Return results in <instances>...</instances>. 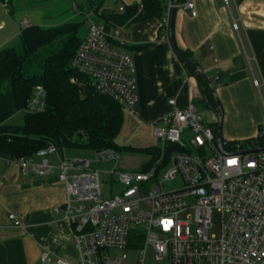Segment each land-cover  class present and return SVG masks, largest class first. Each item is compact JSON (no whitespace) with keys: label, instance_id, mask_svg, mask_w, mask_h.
<instances>
[{"label":"built area","instance_id":"obj_1","mask_svg":"<svg viewBox=\"0 0 264 264\" xmlns=\"http://www.w3.org/2000/svg\"><path fill=\"white\" fill-rule=\"evenodd\" d=\"M0 4L8 8L7 3ZM172 7L171 0L169 9ZM185 8L197 15L193 1ZM102 14L85 12L89 31L72 68L76 76L91 81L97 93L137 115L134 59L113 44L115 40L125 45L124 28L110 33L98 20ZM23 26L30 24L26 21ZM71 81L76 83L75 78ZM260 97L264 112L262 92ZM45 100L46 91L38 86L26 111L43 112ZM169 104L171 110L152 123L160 155L147 169L125 171L116 166L102 171L97 164L118 163L120 152L92 151V160L68 156L66 149L61 151L52 143L32 157L9 160L26 175L46 177L60 171L66 202L55 213L63 214L73 227L75 254L52 258L46 251L42 264H127V254L111 259L112 250H134L138 252L136 264H147L149 247L164 264H264V150L247 152L257 148L249 140H239L233 147L223 140L221 148L214 123L205 121L195 102L186 108H180L175 99ZM189 133L191 137H187ZM53 155L58 158L57 166L49 160ZM103 173L117 176L123 190L105 198ZM167 183L179 187L169 190ZM215 215L220 217L218 225ZM9 218L23 227L14 214ZM216 226L220 234H210ZM140 234L143 243L132 247L131 237Z\"/></svg>","mask_w":264,"mask_h":264},{"label":"crops","instance_id":"obj_2","mask_svg":"<svg viewBox=\"0 0 264 264\" xmlns=\"http://www.w3.org/2000/svg\"><path fill=\"white\" fill-rule=\"evenodd\" d=\"M188 1L194 2L196 16L185 8ZM0 3L8 4V8L0 4L1 51L20 39L21 26L29 21L13 17L15 25L11 26L10 2ZM132 5H141V0H106L102 8L106 14L123 13L122 8ZM166 22L150 19L118 25L112 20L107 28L110 33L124 28L125 45L115 40L113 44L127 51L136 67L137 115L124 111L120 133L132 147L158 148L152 123L171 110L170 100L175 99L180 108H186L202 98L197 77L187 71L172 48ZM9 28L10 36L6 33ZM173 36L177 48L190 52L215 86L223 112L224 106L227 109L226 131L240 130L243 138L253 135L264 113L253 80L258 79L264 90V0H185L175 12ZM0 88L6 92L0 100V125H20L12 122L20 114L11 81L0 80ZM209 112L210 115L205 114L208 122H217V114L211 109ZM83 154L86 152L74 156L67 150L71 157ZM10 159L0 154V264H42L46 251L51 252L52 258L74 257L73 227L63 214L55 213L66 202L59 169L46 177L26 175L18 165L11 166ZM49 160L58 165L57 156H50ZM122 168L131 170V165ZM10 214L23 227L14 225Z\"/></svg>","mask_w":264,"mask_h":264},{"label":"trees","instance_id":"obj_3","mask_svg":"<svg viewBox=\"0 0 264 264\" xmlns=\"http://www.w3.org/2000/svg\"><path fill=\"white\" fill-rule=\"evenodd\" d=\"M105 1L101 0L100 6ZM170 1L141 0V5L125 7L123 13H103L101 18L107 28L111 26L112 20L118 25L150 19H159L165 23L170 12ZM184 1L178 0V4ZM94 4L95 1L92 6ZM176 10L177 8L175 12ZM80 25L77 22H62L47 28L32 25L22 29L17 46L0 51V80L11 81L17 110H25L38 86L46 91V108L43 112L30 113L25 110L23 124L0 125L1 155L14 160L32 157L50 143L55 144L61 151L114 149L120 152L117 139L124 125L123 108L112 98L97 93L94 88L71 82V77L76 75L72 62L84 40L77 34ZM180 52L194 61L190 52ZM181 62L184 63L182 60ZM185 67L198 79L202 102L208 109L223 116V107H217L210 85L196 71L187 65ZM213 128L217 131L216 122ZM247 140L253 146L264 147V138ZM124 150L133 152L139 149L125 147ZM143 152L151 156V161L143 167L147 169L159 157L160 151L158 148H146ZM142 243L141 234L138 238L130 239V245L134 248H139Z\"/></svg>","mask_w":264,"mask_h":264},{"label":"rangeland","instance_id":"obj_4","mask_svg":"<svg viewBox=\"0 0 264 264\" xmlns=\"http://www.w3.org/2000/svg\"><path fill=\"white\" fill-rule=\"evenodd\" d=\"M93 1L96 2L94 6H92ZM99 2H101V0H11L10 6L12 8H11V13L9 14V17L11 19L10 24H12L11 26L15 25L13 21V17H15L17 20L20 19V21L28 20L33 25H39L45 28L59 25L62 22H77L81 24L77 32L78 37L85 39L89 31V26L85 18V12L90 11L94 13H99V12L105 13V10L102 8V6H100ZM32 24H30V26H32ZM10 28L8 31H6L8 36L11 35ZM22 29H24V26H21L20 30ZM19 43H20V40L17 38L13 41V44L10 46H17ZM72 78L76 79V83H75L76 85H81L82 87L86 85L87 87L94 88V85L88 79H85L83 77L76 76V75L71 77V79ZM253 80H254V86L258 92V97H260V92H262L264 95V90L261 87L262 84L255 77ZM5 94L6 92L5 91L3 92V90L0 88V100H1V95L5 96ZM6 98L7 97H5V99ZM260 99H259L260 107L263 113L262 102ZM196 105L198 106V112L204 116L205 121L207 122L209 117L205 116V114L210 115V112H209V109L206 107L205 103L202 102V98L196 99ZM27 107L25 108V110L27 109ZM25 110L19 111L20 115L12 122H19V124H23L24 117H25ZM226 114H227V109L224 106L223 116L225 117H224L223 140L227 144L232 143L229 146L233 147L234 146L233 143H236L238 140H245V139H250V138L258 137V136L262 137L264 135V113H263L262 121L257 124V127H255L256 132L253 135H250L249 137H246V138L240 137V134H242L240 130H237V132L234 131V132H229V133L226 131L225 129V126L227 125L226 124V120H227ZM191 136H192L191 133L187 135V137H191ZM117 144L121 147L120 161L118 163L107 162L103 164H97L96 167H98L102 171L108 172V171H112L116 166H118V169L121 168L122 170L123 169L122 167H124V165L126 166L131 165V170H126V171H138L143 166V164L147 163L151 159L150 155L143 152V150L145 149L144 147H132L130 145H127L125 141L123 140L122 136L118 137ZM125 147H132V148L139 149V150L128 152L127 150L126 151L124 150ZM243 148H248V146L244 145ZM70 153L73 154L74 156H80L82 152H70ZM82 157L92 159V160L94 159L92 151H86V154H83ZM102 180H103V196L105 198L112 197L115 194H118L123 190L122 185H120L118 182L117 176H110L109 174L103 173ZM166 187L167 189L171 190L179 186L174 183H167ZM65 194H66V191H65ZM214 222L216 225L220 223V217L218 215H215ZM210 234L219 235L220 227L216 226L213 229H211ZM124 254H127L128 256L127 264L137 263L138 252L134 250H128V251L112 250L109 252V256L111 257V259L120 258ZM146 262L147 264H164L156 260L154 249L151 247L147 249Z\"/></svg>","mask_w":264,"mask_h":264},{"label":"water","instance_id":"obj_5","mask_svg":"<svg viewBox=\"0 0 264 264\" xmlns=\"http://www.w3.org/2000/svg\"><path fill=\"white\" fill-rule=\"evenodd\" d=\"M179 6L178 4V0H174L173 2V7L170 9L169 12V18H168V23H167V27H168V36H169V40L170 43L172 45V48L174 50V52L176 53V55L178 56L179 59H181L185 65H187L189 68L193 69L194 71H196L201 78L206 81L210 87L213 89V93L215 96V101H216V105L218 108L221 107L220 101L218 99L217 93H216V89L214 88V86L212 85L210 79L208 78V76L206 75V73L204 72V70L197 65L194 61H192L190 58L184 56L180 50L177 48L174 36H173V26H174V18H175V9ZM218 121H217V141L219 146L222 148V144H223V116L222 115H218ZM264 150V147H257L251 150H248L247 152H257V151H262Z\"/></svg>","mask_w":264,"mask_h":264}]
</instances>
